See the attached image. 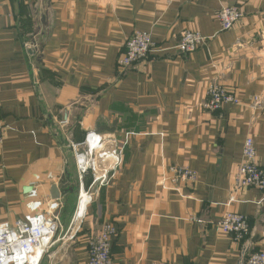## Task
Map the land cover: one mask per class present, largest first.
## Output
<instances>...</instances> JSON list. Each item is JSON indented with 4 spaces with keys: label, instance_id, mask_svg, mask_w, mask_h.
I'll return each instance as SVG.
<instances>
[{
    "label": "crops",
    "instance_id": "0c3cea01",
    "mask_svg": "<svg viewBox=\"0 0 264 264\" xmlns=\"http://www.w3.org/2000/svg\"><path fill=\"white\" fill-rule=\"evenodd\" d=\"M224 6L245 15L225 32ZM138 31L155 49L122 73L117 62ZM185 31L207 38L189 56L176 49ZM212 84L242 104L205 110ZM258 95L264 0H0V224L53 209L60 231L42 264H86V235L107 223L118 230L115 264H241L245 246L264 251V194L248 189L229 203L249 137L264 170V113L249 105ZM89 132L115 142L122 165L90 206L86 235L70 242L79 181L69 144ZM172 168L197 180L173 185ZM55 185L74 193L53 201ZM226 212L249 219L242 242L217 230Z\"/></svg>",
    "mask_w": 264,
    "mask_h": 264
},
{
    "label": "built area",
    "instance_id": "2783aa9c",
    "mask_svg": "<svg viewBox=\"0 0 264 264\" xmlns=\"http://www.w3.org/2000/svg\"><path fill=\"white\" fill-rule=\"evenodd\" d=\"M244 17V13L237 6H224L217 13L223 32L232 30ZM206 41L207 38L200 32L185 31L176 49L181 56H189L205 45ZM155 46L151 34L135 32L125 43L124 53L117 62L118 70L126 73L146 62ZM30 50L33 51L32 47ZM224 104L242 103L236 94L223 86L212 84L208 89L204 109L216 112L221 110ZM249 105L264 113L263 96H254ZM1 109L0 96V111ZM4 130L0 118V146L5 138ZM111 144L115 142L110 138L106 140L97 132H89L82 143L71 145L78 171L79 195L71 226L65 233L70 242L76 241L81 235H86L83 225L87 220L90 206L100 188L108 184L111 171L122 165V150L113 148ZM171 172L170 182L173 185L194 183L197 180V174L186 168H172ZM89 175L92 177V183L87 187L85 179ZM248 189H256L264 194V170L258 163L256 144L251 137L245 141L243 162L235 175L234 195L231 196L229 203L237 202V194ZM52 211L53 209H45L44 214L28 215L14 227L0 224V264H42L46 257L50 259V251L55 246L60 231L59 218L55 217ZM216 227L221 234L233 237L236 242H242L251 233L249 219L236 212H226ZM117 235L118 230L112 223L105 224L99 232L91 230L86 235L88 250L86 264H115L112 243ZM241 264H264V251L249 254V248L245 246L242 250Z\"/></svg>",
    "mask_w": 264,
    "mask_h": 264
},
{
    "label": "water",
    "instance_id": "95a60500",
    "mask_svg": "<svg viewBox=\"0 0 264 264\" xmlns=\"http://www.w3.org/2000/svg\"><path fill=\"white\" fill-rule=\"evenodd\" d=\"M25 193H27V195L31 194V189L28 188L25 190ZM70 193H74V189L73 188H59V186L55 185L53 186L52 190H51V198L53 201H59L62 198H65L66 195L70 194ZM55 264H60V263H55Z\"/></svg>",
    "mask_w": 264,
    "mask_h": 264
},
{
    "label": "rangeland",
    "instance_id": "374dc122",
    "mask_svg": "<svg viewBox=\"0 0 264 264\" xmlns=\"http://www.w3.org/2000/svg\"><path fill=\"white\" fill-rule=\"evenodd\" d=\"M74 143H70L69 145L71 146V145H73ZM78 195H79V193H74V194H72V202H76V205H77V202H78Z\"/></svg>",
    "mask_w": 264,
    "mask_h": 264
},
{
    "label": "bare ground",
    "instance_id": "6f19581e",
    "mask_svg": "<svg viewBox=\"0 0 264 264\" xmlns=\"http://www.w3.org/2000/svg\"><path fill=\"white\" fill-rule=\"evenodd\" d=\"M84 211V206H83V208H82V212Z\"/></svg>",
    "mask_w": 264,
    "mask_h": 264
}]
</instances>
